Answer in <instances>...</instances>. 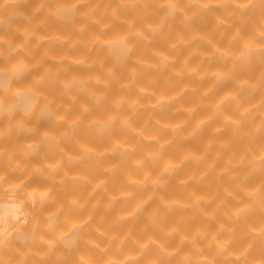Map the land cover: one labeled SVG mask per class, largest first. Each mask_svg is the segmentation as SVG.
<instances>
[{
    "label": "clouds",
    "instance_id": "9594fccd",
    "mask_svg": "<svg viewBox=\"0 0 264 264\" xmlns=\"http://www.w3.org/2000/svg\"><path fill=\"white\" fill-rule=\"evenodd\" d=\"M15 2L16 0H0V11ZM186 2L197 5L198 10L191 13L186 11L182 0H117L111 18L103 24L91 16L92 7H82L90 5L91 0H70L47 9L41 2L31 9V15L22 9H13L7 16H0V28L5 30L17 18L31 23V17L41 10H45L47 15L61 24H72L79 33L87 30L89 22L100 25L101 32L110 29L113 21L127 25L126 31L117 32L107 39L99 34L93 35L87 42L88 47L91 49L99 45L107 48L108 52L103 57L91 59L87 56L36 57L34 51L41 43H66L70 39V34H41L36 30L39 25L15 28L21 37L18 41L0 36V60L7 62L17 53H23L6 66H0V123L3 124L0 127V140L9 138L11 141L10 147L0 145V166L7 162V170H0V264H97L92 256L79 251L78 242L81 241L100 254L115 247L120 256H109L104 264H138L150 246L159 248L161 257L165 260L180 254V264H216L218 256L225 264H264V255L251 254V242L238 249L232 247V234L237 225L252 211L253 205L264 198V183L247 186L252 172L264 170V146L255 150L249 146L256 137L264 135V70L255 80L234 78L238 66L247 68L264 56V20L255 30L259 39L242 40L239 51H233L229 46L222 47L212 39L211 33L191 30L187 37L181 35L169 42L167 51L151 48L147 57L133 55L138 41L151 44L154 36L166 27L170 28L173 23L187 28L201 11L231 6L239 12H245L257 3L264 4V0ZM150 5L153 9L149 8ZM120 8L135 10L136 16L140 18L154 16L155 20L144 23L142 27L137 26L135 19L125 20L117 15ZM233 14L228 13L229 17ZM78 17L86 22L75 24ZM213 20V31L221 25L230 26V20L219 15L214 14ZM239 37L240 33L236 31L229 38V44ZM33 39L35 44L29 50L26 46ZM200 44L209 45L211 51L202 52ZM189 45L195 47L183 58L170 54L178 47ZM196 55L200 56V63L191 64L192 57ZM214 57L229 61L228 67L202 71L203 61H211ZM108 59L112 63L106 66ZM45 60H52L57 64H63L67 60L86 69L99 66L102 71L85 75L73 74L67 79L59 80L64 99L47 96L33 86L16 87V83L22 82L25 77H30L36 85L48 80L53 69L51 65L45 64ZM164 69L168 71L167 79L175 78L177 82L185 80V83L179 87L170 84L171 91L157 92L155 78H148L144 84L139 82L149 70ZM121 74H124V79H121ZM230 79L233 80L235 90L216 96L218 87ZM204 80L213 82L201 88L200 84ZM87 81H92L98 88L84 87ZM114 83L120 89L118 95L109 94ZM244 89L249 90V95L255 94L258 89L261 94L255 102L245 104L240 96ZM133 90L135 94H131ZM73 91L86 95L91 103L80 102L78 95L72 94ZM189 93L196 95L200 102L180 104L181 98ZM10 95L15 99H8ZM210 97L212 99H208ZM40 100L43 101L42 107L34 116L35 103ZM104 104L110 105L114 111L103 117L91 115L94 107L99 108ZM225 105H233L236 115L225 113ZM73 106H78L79 110L72 118H68L66 113ZM200 107H207L210 111L192 120ZM181 111L185 116L180 120L161 118L165 113L172 116ZM145 112L148 114L147 119L137 127L134 118ZM17 113L20 114L18 117ZM217 119L220 122L214 124ZM190 121L191 127H188ZM45 123L51 126L42 127ZM81 127L94 131L98 138L107 137L110 142L101 145L100 139L96 143L81 140L75 135V131ZM122 130H126L127 135L113 137L114 131ZM205 130H208L210 138L203 141L201 151L188 150L176 160L165 156L174 142L199 138ZM228 130H231L233 138L244 141V151L239 154L231 153L222 166H218L221 151L217 150L212 159L207 157L214 146L218 149L229 146V141L214 139ZM42 145L54 159L50 160L41 154L40 162H24L36 156ZM66 145L74 146L75 151L69 150ZM143 145L150 147L145 148ZM17 155L22 159H17ZM107 157L115 159L107 160ZM187 164L196 166V170L190 175H181V170ZM75 165L82 167L72 171ZM157 166L158 171L153 174V169ZM97 169L100 171L99 175L96 174ZM118 173L123 176L122 183L117 190L109 191L107 185ZM210 176L238 181L236 187L240 194L227 188L223 189V195L219 191L198 193L188 188L189 184L198 185ZM173 183L186 190L183 199L164 194ZM137 192H143L144 195L134 199ZM61 196L62 199H58ZM229 199L235 202V206H229V211L225 214L230 224L221 225L213 233L207 228H201L192 234H180L172 226L162 230L163 240L149 236L146 240L139 241L130 230L121 233L99 227V222L103 221L107 213L114 212V222L118 224L144 217L149 223L156 225L177 210L196 209L202 212V204L215 202L219 208L227 205ZM153 200L158 203L148 209ZM121 201L132 203L126 208L118 207V202ZM98 210H102L99 217ZM75 212L84 214L75 215ZM205 215L208 219L213 218V214ZM60 224L65 227L59 228ZM36 226H40L42 230L35 231ZM249 231L264 239V224L258 227L249 225ZM49 232H53V238L46 235ZM92 233H95V237ZM175 234L179 235L178 243L176 247L168 248L167 242ZM14 239L44 247L41 251H34L29 247L21 252L15 248ZM129 240L135 245V250L125 249ZM186 244L189 249L181 252ZM206 248L215 249V254L205 255ZM5 249H15L19 258L5 256ZM146 264H161V259L154 258Z\"/></svg>",
    "mask_w": 264,
    "mask_h": 264
},
{
    "label": "bare ground",
    "instance_id": "6f19581e",
    "mask_svg": "<svg viewBox=\"0 0 264 264\" xmlns=\"http://www.w3.org/2000/svg\"><path fill=\"white\" fill-rule=\"evenodd\" d=\"M43 3L44 8H51L55 7L59 3L63 2H70V0H16L14 4H10L7 8L3 11H0V16H7L9 12L13 9H22L25 12L31 15V9L36 6L37 3ZM117 5V0H91V4L88 6H82L83 8L92 7L93 10L91 12V16L95 17L97 20L101 22V24L107 22L111 18L112 10ZM182 6L185 7L186 11L194 12L198 10V6L195 4H188L186 0H182ZM150 9H153V6H149ZM160 12L164 10H158ZM234 13L231 17H229L228 13ZM219 15L224 17L225 19L230 20V26L221 25L219 28H216L213 31L214 20L213 15ZM117 15L122 17L125 20L128 19H135L136 25L142 27L144 23H150L155 20L154 16L148 15L144 16L143 18L137 17L135 10L120 8L117 11ZM264 20V4L257 3L253 8L245 11L239 12L238 10L233 9L231 6L220 9V8H213L208 11H201L199 14L192 20L191 24L184 28L180 24L173 23L170 28H165L160 34H157L153 37L151 44H145L143 41L137 42V47L133 52V55H140L142 57H147L149 55V49L151 48H160L167 51L168 44L171 41H174L178 38V36H185L187 37L189 31L191 30H198L200 32L211 33L212 39L217 41L222 47L229 46L233 51H239L241 47L242 40L248 38H256V28L259 26L260 22ZM82 18H77L75 24L79 25L81 23H85ZM35 25H39L36 30L44 35H48L50 33H61L63 35H69L70 39L66 43H60L59 41L48 42L45 41L39 45L34 51V55L36 57H43V56H67L72 58H79L81 56H87L88 58H99L103 57L107 54V48L101 47L99 45L92 47L91 49L88 47L87 42L91 39V37L95 34L101 35L102 38L107 39L112 37L117 32H123L127 30V25L125 23H121L120 21H113L112 27L105 32L100 31V25L96 23H88L87 30L83 33L76 32L72 24H61L59 21L54 19L53 17L46 14L45 10H41L35 16L31 17V23L28 20L23 18H17L13 21V25L9 26L6 30L0 28V36H4L6 39H12L14 41H18L21 39L18 32L15 31V28H24V27H33ZM239 31L240 37L229 44V38L236 32ZM221 34H223V38H221ZM78 41V42H77ZM75 42V43H73ZM35 44V40L33 39L29 45L26 47L29 50L32 49V45ZM195 45H189L187 47H178L174 50L172 55H178L179 58H183L188 55V53L192 50ZM200 50L202 52H210L211 48L207 44H200ZM23 53H17L16 56L10 57L9 61L0 60V66H6L7 63L14 61L19 55ZM112 63L111 59L106 61V66ZM191 64L200 63V56L196 55L193 56ZM45 64L51 65L53 72L50 74L48 80H46L43 84L36 85L33 83L30 77H25L22 82H17L16 87L22 88L24 86H33L36 87L39 91L44 93L47 96L54 97L56 99H64L62 96L63 89L59 86L58 81L61 79H67L69 76L73 74L77 75H85L91 73H99L101 72V68L96 66L92 69H86L79 65H73L69 63L67 60L64 61L63 64H57L55 61L52 60H45ZM229 61L222 60L220 58H213L211 61L205 59L201 64V70H213L216 68H227ZM65 69H67L65 71ZM264 70V56L259 58L258 62H254L252 65H249L247 68H240L238 66V71L235 73V79H250L255 80L260 72ZM42 71V69H41ZM168 71L164 69L162 71H152L149 70L145 78L140 80L141 84H144L148 78H155V90L159 91H171L172 88L169 85H174L175 87H179L181 84L185 83V80L176 81L175 78H171L170 80L167 79ZM124 74H121V79H124ZM212 80H204L201 82L200 87L204 88L211 84ZM86 88H98L92 81H87L84 85ZM235 90L233 80H228L222 86L218 87L215 95L219 96L222 93ZM120 89L114 83L111 89L110 95H118ZM72 94L78 95V99L80 102L84 103H91L87 100V96L84 94H77L73 91ZM131 94H135V90ZM261 92L258 89L255 94L249 95V90L244 89L241 91L240 96L242 101L247 103H253L257 100L260 96ZM8 99H15L14 96H9ZM208 99H212L211 97ZM200 101L196 95L193 94H185L179 101L180 104L184 105H192L198 104ZM43 101H37L35 103L34 109V116L35 114L39 113L42 107ZM78 106H73L72 110L66 115L68 118H72L78 112ZM114 111L110 105L104 104L99 108L94 107L92 110L91 115L103 117L108 112ZM210 111L207 107H200L198 108L197 112L194 114L192 120H195L197 117L203 116ZM224 112L229 115H236L234 111L233 105H225ZM20 114L17 113V117ZM147 113L140 114L137 118H134V123L137 127H139L144 120L147 119ZM157 115H160L157 113ZM185 116L184 112H177L175 115L170 116L168 113H165L161 118H170L172 120H180ZM16 117H13L15 119ZM259 117H257V120ZM220 121L217 119L214 121V124H218ZM255 123V121L253 122ZM3 124L0 123V127ZM42 127H50V124H42ZM62 127V125H61ZM188 127H191V121L189 122ZM211 125L209 126V128ZM248 127V125H246ZM187 130V129H185ZM75 135L79 137L81 140L90 141L92 143H96L97 139H100L101 145H106L110 141L107 137L98 138L94 131H89L83 127L77 129L75 131ZM124 135H127L126 130L122 131H114L113 137L119 138ZM209 132L205 130L203 135L199 138H193L187 141H176L172 145L169 146V149L166 151L165 156L169 159H179L180 156L188 150L194 151H201L203 141L209 139ZM217 141L224 140L229 141V146L225 149H218L214 146L213 150L209 153L207 159H212L214 153L219 150L221 151V160L220 165L222 166L224 160L233 152L239 154L240 152L244 151V141L240 139H235L232 136L231 130L225 131L220 135L214 137ZM0 145L3 146H11V141L9 138H4L0 140ZM254 150L257 147L264 146V135H260L254 139V141L249 145ZM69 147V150L75 151L74 146L66 145ZM143 147H150V145H143ZM41 154H43L48 159H54L55 157L50 155L48 149L45 146H41L39 152L36 156L31 157L30 160L24 161L26 163H33V162H40ZM17 159H22L21 156L17 155ZM107 160H113L115 157H107ZM82 165H75L72 167V171L79 170ZM0 170H7V162L5 161L2 166H0ZM126 170V169H125ZM196 170V166L192 164H187L181 170V175L187 176L190 175L193 171ZM158 171V166L153 169V174ZM96 174L99 175V169L96 170ZM123 180V176L118 173L114 176L111 182L107 185L109 191L117 190ZM238 181H229L226 177L216 178L215 176L208 177L205 181H202L200 184H189L188 188L194 189L198 193H211L214 191H219L221 195H223V189L227 188L237 194H240V190L236 187ZM259 183H264V170H256L252 172L247 186L256 185ZM165 195H174L181 199L184 198L186 194V190H182L179 188L175 183L170 184L168 191L164 193ZM144 195L143 192H137L135 198L142 197ZM58 199H62L58 197ZM132 201H121L118 202V207H129ZM158 203L157 200H153L149 205L148 209L152 208ZM229 206H235V202L231 199L228 200L227 205H221L219 208L216 207L215 202L212 204H202L201 208L203 211H198L196 209L192 210H177L167 216L164 220L160 221L159 224H151L147 221L144 217H138L136 220L127 221L123 224H118L114 222V215L115 213H107L104 215V219L102 222H99V227L108 231H118V232H125L131 231L132 235L139 241L146 240L149 236L155 237L157 240H163L164 236L162 234L163 229H167L169 227L175 226L180 234H192L201 228H207L210 233L216 232L221 225H229L230 221L226 217V213L229 211ZM147 210V209H146ZM87 209L84 210L86 212ZM102 210H98L97 216L99 217L100 212ZM84 212H75V215H83ZM213 214L212 219H208L207 215L205 214ZM97 221H94V223ZM261 224H264V198L258 200L254 205L252 211L247 214V216L237 225L234 233L232 234L233 238V249H238L239 247L244 246L245 244L251 242L253 244L252 248V255L254 256H261L264 255V239L260 237L254 236L249 231V225L252 227H258ZM59 228L65 227L63 224L58 225ZM42 229L40 226H36L35 231H41ZM55 230H53L54 232ZM53 232L46 233L49 238H53ZM95 237V233H92ZM98 238V237H96ZM179 240V235L175 234L171 237V239L167 242L168 248L176 247ZM103 242V241H102ZM203 244V242H201ZM15 248L20 249L21 252L26 251L29 247L33 248L34 251H41L43 250L42 245L32 244L30 242L21 243L19 239H14ZM78 248L81 253L86 255L92 256L94 259L97 260V264H104V261L109 256H116L119 257L120 253L116 252L115 247H112L108 250V252L100 254L97 253L96 250L90 249L87 245H84L83 242H78ZM125 249H132L135 250V245L132 243L131 240L125 245ZM189 249V245H185L184 248L181 249V252L187 251ZM205 255H214L215 249H205ZM5 256H11L13 259H18V253L15 249H5L4 251ZM195 255V253H194ZM160 258L161 264H180V254L171 257L170 259L165 260L161 257L159 248L155 246H150L144 253L143 258L138 264H146L147 261ZM216 264H225L221 257H217Z\"/></svg>",
    "mask_w": 264,
    "mask_h": 264
}]
</instances>
